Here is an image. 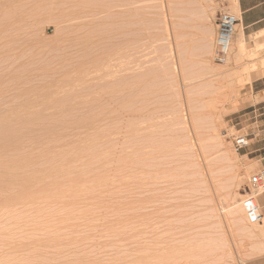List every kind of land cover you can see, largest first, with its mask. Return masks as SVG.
Listing matches in <instances>:
<instances>
[{
  "label": "rangeland",
  "instance_id": "rangeland-1",
  "mask_svg": "<svg viewBox=\"0 0 264 264\" xmlns=\"http://www.w3.org/2000/svg\"><path fill=\"white\" fill-rule=\"evenodd\" d=\"M218 6L0 0V264H264L263 76Z\"/></svg>",
  "mask_w": 264,
  "mask_h": 264
},
{
  "label": "bare ground",
  "instance_id": "bare-ground-1",
  "mask_svg": "<svg viewBox=\"0 0 264 264\" xmlns=\"http://www.w3.org/2000/svg\"><path fill=\"white\" fill-rule=\"evenodd\" d=\"M238 4H239L238 0H233L231 5L234 8L235 13L237 14V16L240 19V13H239L240 10H238ZM262 38H264V29L259 30V31H254L251 35H246L243 24L241 22L238 23V25L236 27V33H235L234 39H233V44L231 46V50L229 52L228 58H229L231 63L238 62V61H241L243 59L248 60V63L250 65L249 64L248 65L246 64L247 66L245 65V70H249L251 72L250 74H248L249 75L247 78L248 80H251L252 78H257L258 76L264 77V56H261V58L259 57L260 51H262V49L264 48V42H261V43L258 42ZM249 41L255 42L254 48L248 47ZM214 58H215V56H214ZM259 58L261 59V61H260L261 65H258V63H257V60ZM206 61L211 63V59H206ZM245 63H247V62H245ZM227 71H230V69L228 67L227 68L225 67V68H223V70L220 73H216V76L219 74L225 73ZM249 71H247V72H249ZM213 75H215V74H213ZM225 86H226L225 83L219 82L218 90H220V92H222V90L225 89ZM224 136L228 137V134H226ZM227 140L229 141L230 139L227 138ZM257 164H258V162L253 163L252 165L249 166V169L247 168V170H250V173H252L251 170L254 171L256 166L259 168L258 165H260V164H258V165ZM249 177H251V176H249ZM252 204H253V202H252ZM250 208H251V205L248 204V206H245L244 210H247L249 213ZM263 219L259 220L260 222L258 224L253 223L254 225L251 228V230L253 233L255 232L256 235H258L261 232V229L258 228L257 226L262 225Z\"/></svg>",
  "mask_w": 264,
  "mask_h": 264
},
{
  "label": "built area",
  "instance_id": "built-area-1",
  "mask_svg": "<svg viewBox=\"0 0 264 264\" xmlns=\"http://www.w3.org/2000/svg\"><path fill=\"white\" fill-rule=\"evenodd\" d=\"M219 6L217 9V29L215 37V60L224 63L228 59L231 46L233 44L236 27L240 22L237 14L229 7V0H215ZM249 145V139L246 136H240L235 139L236 150ZM251 183L256 187H262L264 190V171L251 178ZM250 214L253 220L259 221L264 218L260 206L251 204Z\"/></svg>",
  "mask_w": 264,
  "mask_h": 264
},
{
  "label": "crops",
  "instance_id": "crops-1",
  "mask_svg": "<svg viewBox=\"0 0 264 264\" xmlns=\"http://www.w3.org/2000/svg\"><path fill=\"white\" fill-rule=\"evenodd\" d=\"M238 3L240 22L243 24L245 34L264 29V0H238ZM258 82H261V85L257 86ZM253 92L259 93L260 96L264 94V77L254 81ZM259 141L254 151L259 152L264 159V137ZM262 167L264 168V161ZM258 202L264 215V192L259 195Z\"/></svg>",
  "mask_w": 264,
  "mask_h": 264
}]
</instances>
